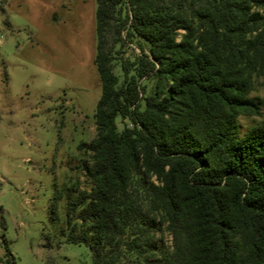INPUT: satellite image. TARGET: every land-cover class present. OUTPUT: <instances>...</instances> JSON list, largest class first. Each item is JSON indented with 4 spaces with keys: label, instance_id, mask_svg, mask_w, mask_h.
Returning <instances> with one entry per match:
<instances>
[{
    "label": "trees",
    "instance_id": "trees-1",
    "mask_svg": "<svg viewBox=\"0 0 264 264\" xmlns=\"http://www.w3.org/2000/svg\"><path fill=\"white\" fill-rule=\"evenodd\" d=\"M96 2L102 96L96 138L78 147L90 190L69 199L61 235L92 264H264V124L242 135L238 123L260 113L249 95L264 77V0ZM136 40L148 54L119 59L120 83L113 62Z\"/></svg>",
    "mask_w": 264,
    "mask_h": 264
},
{
    "label": "rangeland",
    "instance_id": "rangeland-1",
    "mask_svg": "<svg viewBox=\"0 0 264 264\" xmlns=\"http://www.w3.org/2000/svg\"><path fill=\"white\" fill-rule=\"evenodd\" d=\"M96 12V0H0L2 260L9 252L16 264H92L89 248L69 243L60 232L66 228L69 199L76 201L90 190L83 170L86 157L78 147L97 135L102 83ZM140 47L148 54V45L136 40L113 62L120 83L119 59L136 62ZM140 83L145 96L154 93V78ZM249 99L260 113L238 117L242 135L264 124V77L253 78ZM116 124L119 131L132 127L120 117ZM55 193L61 199L53 222ZM77 231L83 232L80 226ZM155 238L157 249L172 244L166 232Z\"/></svg>",
    "mask_w": 264,
    "mask_h": 264
}]
</instances>
